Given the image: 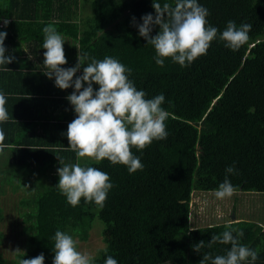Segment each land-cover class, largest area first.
Returning <instances> with one entry per match:
<instances>
[{"label": "trees", "instance_id": "1", "mask_svg": "<svg viewBox=\"0 0 264 264\" xmlns=\"http://www.w3.org/2000/svg\"><path fill=\"white\" fill-rule=\"evenodd\" d=\"M50 1L59 3V22L54 27L73 45L66 51L78 53V46L81 54L98 60L110 56L131 68L129 79L137 90L146 93V98L165 96L161 107L172 117L169 125L173 130L167 131L166 139L154 140L143 151L132 148L144 167L129 174L126 166L113 165L106 158L99 163L87 157L77 161L66 135L68 124L76 118L68 95L60 101L25 98L22 104L30 109L39 106L58 122L51 126L49 120L45 121L43 130L29 124L24 135L11 144L16 147L11 152L17 166L15 170L5 168L1 174L8 178L0 177V197L8 193L6 189L11 190L8 182L29 183L31 195H18L17 217L11 221L9 232L3 228L8 217L0 204V264H19L20 259L41 253L44 264H53L52 237L57 230L74 240H86L95 223L102 226L104 246L94 256V264H104L108 255L118 264H200L203 255L210 253L214 258L230 249V244L219 242L207 246L212 235L221 234L230 222L243 232L239 242L258 252L254 264H264V246H259L260 242L264 244V233L257 223L231 219L196 227L191 222L194 191L214 192L226 176L235 192H264V0H198L208 10V24L219 32L225 30L229 20L237 27L248 23L252 28L248 41L238 50L216 39L206 55L187 67L171 58L165 59L163 67L158 66L154 47L139 35L141 17L149 13L155 16L153 0H91L93 11L88 18L80 15L84 6L79 7L77 0ZM167 2L174 6L175 0ZM44 14L45 19L50 18V13ZM10 25L20 26L19 18ZM158 31L159 26H153L150 35ZM85 66H81V73ZM31 74L27 77L39 75ZM93 88L98 90L99 85L94 83ZM69 90L72 93L74 88ZM56 109L60 111L57 114ZM45 118L44 114L36 116ZM16 125L8 122L5 129L13 135L19 132ZM60 161L96 167L110 176L113 187L102 209L94 202L85 203L83 198L76 207L67 203L56 187ZM230 165L237 170L235 174L226 173ZM22 186L13 188L11 194L18 193ZM12 234L22 241L14 257L8 258L4 247ZM200 241L204 246L194 250Z\"/></svg>", "mask_w": 264, "mask_h": 264}, {"label": "clouds", "instance_id": "2", "mask_svg": "<svg viewBox=\"0 0 264 264\" xmlns=\"http://www.w3.org/2000/svg\"><path fill=\"white\" fill-rule=\"evenodd\" d=\"M152 6L155 16L151 13L142 16L143 23L138 25V33L145 38L147 44L154 47L153 58L158 66L163 67L165 59L171 58L181 67H187L200 56L206 55L211 42L216 39L233 51L238 50L249 39L251 24L241 23L237 27L235 21L229 20L222 32L209 25L206 19L208 10L198 0H175L174 6L167 0L163 4L159 0H153ZM8 23L4 19V26ZM157 25V34L150 35L153 26ZM42 31V48L45 49L43 65L47 69L44 74L49 79L54 77L55 86L62 90L74 86V91L66 99L73 106L76 118L68 124L66 135L68 146L75 153L77 161L87 157L99 163L106 158L113 165L126 166L129 174L143 170L140 157L134 155L131 149L143 151L154 140L167 138L165 121L169 114L161 107L165 96L159 94L146 98V93L137 90L134 82L129 79L132 69L110 56L98 60L78 51L75 66L62 67L67 63L63 48L65 40L51 24ZM6 36L5 31H0V65H7L15 59L14 56L6 55ZM82 65H86L82 75L76 76ZM94 83L99 85L98 90L93 88ZM5 104L6 97L0 92V123L9 119ZM4 139L5 134L0 130V151L3 150ZM60 163L62 164L61 161ZM225 171L227 174L237 172L231 165ZM57 172L59 182L56 187L66 197L69 205L76 207L83 198L85 203L94 202L101 209L104 207L107 194L113 187L106 172L89 165L82 166L79 162L62 164ZM234 192L235 187L226 176L214 190V195L223 200L230 198ZM188 220L190 221V217ZM260 227L264 228V224ZM224 228L226 230L221 234L212 235L207 246L211 248L219 242L230 244V249L225 255H216L214 258L210 253L205 254L200 264H254L258 252L239 242L242 230L233 227L232 222L225 224ZM233 233L237 235L234 236ZM52 239L55 253L53 264H94V257L79 251L77 241L71 235L57 230ZM203 246L204 241H200L194 246V250L199 251ZM104 252H107V248ZM44 259L41 253L35 258H22L19 264H44ZM104 264L118 262L108 255Z\"/></svg>", "mask_w": 264, "mask_h": 264}, {"label": "crops", "instance_id": "3", "mask_svg": "<svg viewBox=\"0 0 264 264\" xmlns=\"http://www.w3.org/2000/svg\"><path fill=\"white\" fill-rule=\"evenodd\" d=\"M77 1L79 7L86 5L85 0ZM90 2L91 0H87V6H90ZM58 5V2L52 3L50 0H0V28L2 31L7 33L4 40L6 55L15 57L11 63L7 65H0V92H2L6 97L5 107L9 117L6 122L0 123V130H3L5 134L3 150L0 151V169L3 171L5 168L17 166V164H14L15 160L13 153L11 152V149L13 150L16 147L11 146V144L15 143L22 135H24V130L28 128L29 124L30 126L34 124L43 130L44 127L41 125H44L45 121L49 120V122H51V126L58 122L57 119L50 118L49 114L47 115V110H41L39 106L32 107V113V109L28 108L27 104H22L26 102L25 98L34 96L59 100V98H64L65 94L70 95L71 90L69 89L74 88L73 86L62 90L55 86L54 77L49 79L44 74V71H47V69L43 65V52L45 49L42 48V30L45 26H47L46 22H49L51 25L59 22L57 20V14L59 11ZM49 9L52 10L49 11ZM44 13H50V18L45 19ZM80 15H84V13L81 12ZM17 18H19L21 25L18 27L10 25L14 24V21L17 20ZM4 19L9 21L7 26H4ZM30 24H34V26H31ZM39 24H42V26ZM39 26H41V28H39ZM58 33L65 40L63 48L67 58V63L62 65V67H73L77 63V52L72 54L71 50L66 51V49H69L68 45L73 46L72 42L65 37L64 33ZM75 47H77V50L79 51V47ZM33 72H37L39 75L27 77V74H31ZM19 73H23L25 77ZM76 74L77 76L82 75L80 69ZM73 79L75 78L73 77ZM58 112L60 111L57 109L54 111L55 114ZM43 114L46 116L45 119H36V116L41 117ZM8 122L14 123L16 127V124H19V132L16 130L13 135L11 132H8L5 129ZM36 164H38V162L34 165ZM1 174L2 173H0V175ZM248 192L257 194V192L254 191ZM254 214H256V217H253L251 214L249 216L250 218L232 217V220L245 219L257 223L258 225L264 224V219H262L264 214L263 216L261 213ZM262 232L264 233V228H262L261 233ZM259 246H264V244L260 242ZM260 252L262 253L261 250ZM262 262L264 261L262 260Z\"/></svg>", "mask_w": 264, "mask_h": 264}, {"label": "rangeland", "instance_id": "4", "mask_svg": "<svg viewBox=\"0 0 264 264\" xmlns=\"http://www.w3.org/2000/svg\"><path fill=\"white\" fill-rule=\"evenodd\" d=\"M83 13H85L82 17L88 18L93 11V7L84 6ZM172 117L168 115L166 123V129L170 133L173 128L171 125ZM85 163V162H84ZM13 170L16 167L11 168ZM0 173H4L3 170L0 169ZM0 177L8 178V176ZM29 179H33L30 177ZM11 190H8V193H5L0 197V204L3 205L6 209L7 217L5 220V224L3 228L9 232V227L11 228V221L17 217L16 205H18L19 196L22 195L26 198H29L31 195L30 189L31 186L29 183H12L8 182ZM25 185V186H22ZM18 186H22V190L18 193L11 194V191L14 192ZM260 209V210H259ZM254 213H261L262 216L264 214V192H257V194L248 191H238L235 192L230 198H225L223 200H219L215 197L214 192H200L194 191L192 195L191 202V222L196 227L205 226L208 224H212L215 222H222V220L231 221L232 217H245L250 218L249 216L252 214L253 217H256ZM254 214V215H253ZM259 217V216H258ZM221 219V220H217ZM264 219V217H262ZM194 227V226H193ZM102 226L98 223H95V226L91 228L88 239L80 240L78 237L75 240L78 243V250L82 253L89 254L92 257L98 255V251L100 248L104 246V242L101 235ZM22 239L17 235H10L8 241H6L7 246L4 247L5 256L8 258L14 257V251L16 247H18V243L21 242Z\"/></svg>", "mask_w": 264, "mask_h": 264}]
</instances>
